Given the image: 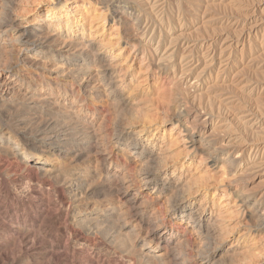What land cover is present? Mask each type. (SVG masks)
Here are the masks:
<instances>
[{
  "label": "bare ground",
  "instance_id": "1",
  "mask_svg": "<svg viewBox=\"0 0 264 264\" xmlns=\"http://www.w3.org/2000/svg\"><path fill=\"white\" fill-rule=\"evenodd\" d=\"M68 1L71 0H56L43 17L31 22L12 11H0V57L14 62L11 75L0 76V80L4 79L0 81V173L12 172L10 176L24 179L32 202L27 211L9 216L11 205L1 202V198H10L8 179L0 180V224L14 229L12 238L16 243L12 249L34 252L49 246L48 253L56 264H104L105 258L95 252L102 245L117 251L122 264L131 255H135L134 262L141 264H181L180 259H184L182 264H188L190 256L184 249L190 247L194 251L191 257L198 264H215V256H207L208 251L225 242L228 229L235 231L238 227L232 226L235 220L226 208L228 203L219 206L208 202L210 186L198 185L203 175L196 172V167L193 173L189 169L200 151L215 176L224 175L229 179L228 185L236 184L245 172L239 164L245 147L240 148L241 143L233 136L225 144L218 142L209 132V118L186 109L179 98H175L172 115L176 127L181 117H186L179 132L160 137L155 130L150 135L149 128L143 125L132 133V124L146 118L143 104L148 101L142 90L139 93L134 83L136 77L127 67V60L138 54L144 60L140 46L142 34L147 30L140 28L145 22L143 4L141 7L133 0H96L100 14L109 13L118 25L122 24V34L116 41L121 48L114 54V38L104 35L107 17L103 14L95 22L94 17L85 14L93 9L90 4L73 0V10L79 13L74 20L58 7H65ZM81 7L87 10L83 12ZM252 24L237 36L236 41L242 40L243 46L244 37L259 31L260 24L257 21ZM21 48L24 51H19ZM128 49L131 50L123 62ZM157 64L158 71L167 72L166 64ZM44 70L48 71L47 78L40 72ZM243 86L240 88L245 90ZM97 101L104 102L102 107L97 106ZM74 105L82 106L76 114L78 123L91 128L92 134L90 150L69 154L49 139L51 134L46 125L49 120L56 123L70 117L69 109ZM178 142L184 144L189 162L179 161L184 154L176 148ZM262 162L253 161L245 170L261 169ZM235 189L229 194L234 195L241 207L245 206L251 222L263 229L264 206L260 199L251 201L252 197L241 188ZM54 193L58 203L51 200ZM89 205L92 206L87 210ZM52 231L56 235L52 236ZM247 236L242 233L233 244L222 247L218 260L223 264H243L247 258L251 259V245L241 244ZM4 248L1 242L0 253H5Z\"/></svg>",
  "mask_w": 264,
  "mask_h": 264
},
{
  "label": "rangeland",
  "instance_id": "2",
  "mask_svg": "<svg viewBox=\"0 0 264 264\" xmlns=\"http://www.w3.org/2000/svg\"><path fill=\"white\" fill-rule=\"evenodd\" d=\"M81 1L89 3L93 8L85 14L94 17L96 20L95 22H99L100 17L103 14L107 17V22L103 26L104 35L114 38L112 52L114 54L119 52L121 46L120 43H117L116 41L122 34V24L118 25L116 19L111 18L109 13L100 14V5L96 4V0ZM205 1L133 0L135 4H139L138 6L141 5L142 7L143 4L142 11H145V22L143 20L140 25L141 30L147 27V30H145V32L143 31L144 34H142L140 43L145 61H141L139 59L141 55L138 54L134 59L131 57L127 60V67L131 70L132 75L136 77L134 83L137 86L136 88H139V93H141L142 90L143 94L148 97V101L143 104L146 118L144 121H137L132 124L134 127H132L130 131L132 133L139 131L141 130V126L145 125L149 128L148 131H150V135H152L154 130L160 137L163 135H169L170 133L174 134L177 131L179 132L181 123L186 120V117L183 116L179 120L180 122H178V124L176 123L177 127L174 126L176 121V118H173L172 116L175 113L174 101L175 98H179L186 109L191 111L195 110V112L199 113L201 116L209 118L210 123L207 124L209 132L212 131L213 137L218 142L225 144L232 136L235 137V139L238 138V142L241 143L240 148L245 147L243 148L244 150L242 151L239 163L240 170L245 171L243 175L244 179L242 178L243 181L240 180L236 184H231V186L227 183L229 179L227 177L225 178L224 175V178L220 176L222 180L219 175H217L219 178L215 176L214 171L209 167L210 164L208 159H205L200 151L197 152V157H195L194 163L192 164L193 167L191 166L192 168L189 170L193 173L195 171L194 168L196 167V172H200L199 175L201 176L203 175L198 185L201 186V184L204 183L208 187L210 186V190L207 192L208 202L212 201L217 205L219 204V206L222 203H228L226 208L228 212H232L233 220H235L231 222L232 226L235 225V228L238 227L235 231L228 229L229 235L226 234L228 236H226L225 242L215 246L214 250L210 248L207 256L214 255L215 261H217L215 264H223L222 261L218 260L220 255H222L221 253H223L221 251L222 247H225L230 243L233 244L237 239V236L242 233H247L249 236H247L245 240H241V244L246 243L251 245L253 253L251 259L250 257L247 258L243 264H264V228H257L253 221L251 222L252 219L248 217L247 212L244 210L245 206L241 207L238 202L236 203L234 195L229 194V191L234 192L236 190L235 188H241L244 194L252 197L251 201L260 199V202L264 206V169L263 171L261 170L264 168V0ZM55 2L56 0H0V11H12L17 14L20 19L26 22H31L41 15V17H43L48 6H51ZM74 2L75 1L71 0L66 3L65 7L62 5H58V7L61 9V13H68L69 17L71 16L72 19L76 20V18L79 17V13L73 10ZM207 5L209 7H207ZM81 8L80 10L83 12L87 10V7ZM253 21H257V23L260 24L258 25L259 31L254 36L249 35L248 37H244L245 46H243L241 45L242 40L236 41L237 36L253 25ZM212 42L214 43L211 44ZM210 44L211 46H209ZM130 50L131 49H128L124 52V57L122 59L123 62ZM184 56L187 57V59L185 58L184 60ZM226 59L228 61L224 62ZM161 62L164 63V65L166 64V67L168 68L167 72L164 70V72L157 70V63ZM192 67L193 69H191ZM201 68H204L205 71ZM242 68L244 71H242ZM235 71L237 73L236 75ZM14 72H16V69H14ZM40 72L43 73L42 75L44 78L48 77V71L44 70ZM200 72L203 73L200 74ZM196 74L201 76H197ZM20 75H23V73H20ZM23 77L27 79L26 76L23 75ZM3 80L4 79H1L0 81L3 82ZM242 84H245V87L247 86L246 88L243 86L245 90L240 88L242 87ZM203 93H206L205 96ZM194 95L196 97H194ZM200 96L202 98H199ZM207 97H209V99ZM227 110L229 112H227ZM245 116L248 117L245 118ZM110 118L111 117H109V120ZM121 119L125 122L124 120L126 117L123 116ZM108 122L110 123V121ZM108 126L109 124L107 123V127ZM182 142H178V145L176 146V148L180 151L182 150L181 152L184 154L182 155L183 158L179 159V161L189 162L190 160L185 157V148ZM200 156H202V159H200ZM253 161H263L262 168L245 170L248 167L247 164L249 165ZM3 172L0 173V180L8 179L9 186L7 192L10 198L7 200L1 198V202L11 205L12 208L11 211L8 212V215L13 216L17 212L30 209L32 205V202L28 197L30 191L29 187L24 182V179L19 180L16 175L10 176V173L12 172ZM213 176H215V178H213ZM218 181L222 184H219ZM37 184L38 183L34 186H37ZM1 188L0 185V192L2 191ZM51 200L54 203H58V198H56L55 193L52 194ZM21 201H24L25 204H21ZM56 205L58 207V204ZM158 205H161V203H158ZM91 206L92 205L87 206V210H89ZM182 228L181 225L179 229L182 230ZM13 232V228L7 229L0 224V233L2 234H0V243L2 242V244L5 245V248L3 249L4 251L2 250L5 253H0V264H56L54 258L48 253L49 246L48 248L46 247L47 249L34 252H27L25 249H22L24 250L22 252V250H19L16 247L15 250L14 248L12 249V247H14L13 244L16 243L12 238L15 237L13 236ZM51 234L54 236L56 235V232L52 231ZM73 242L74 241H71L70 245H72ZM184 251L190 256L188 264H198L197 259L194 261L195 258L191 257V255L194 254L193 249L189 247L188 249H184ZM95 252L97 254L99 253V255L101 254V258H105L104 264H107V262L108 264H117V262L118 264H122L119 261V256L116 253L117 251L114 249H109L101 245L99 247L97 246ZM4 254H6L7 257H4ZM131 256V258L125 257L126 260L124 261V264H141L138 261L134 262L135 255ZM73 260L76 262L77 259L74 258ZM179 261L181 264L184 263V259H180Z\"/></svg>",
  "mask_w": 264,
  "mask_h": 264
},
{
  "label": "clouds",
  "instance_id": "3",
  "mask_svg": "<svg viewBox=\"0 0 264 264\" xmlns=\"http://www.w3.org/2000/svg\"><path fill=\"white\" fill-rule=\"evenodd\" d=\"M7 30L5 29V31ZM19 51H24V49L21 48ZM13 55L18 56V52H14ZM0 61L3 63V67H0V76H5V73L11 75L14 62L10 63L6 56L0 57ZM16 70L19 71V69ZM103 103V101L96 102L98 107H102ZM80 107L82 106L74 105L69 109L72 113L70 117H66L63 121H57L56 123H52L49 120L46 125L48 132L51 134L49 139L57 143L62 152L66 151L69 154H75L90 150L92 129L85 128L78 123L79 118L76 114L79 113Z\"/></svg>",
  "mask_w": 264,
  "mask_h": 264
}]
</instances>
